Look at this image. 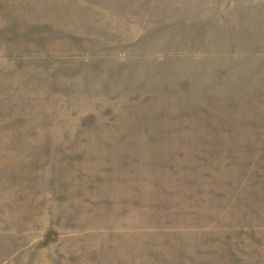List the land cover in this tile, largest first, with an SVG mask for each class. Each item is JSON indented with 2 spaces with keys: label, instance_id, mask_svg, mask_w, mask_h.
<instances>
[{
  "label": "rangeland",
  "instance_id": "374dc122",
  "mask_svg": "<svg viewBox=\"0 0 264 264\" xmlns=\"http://www.w3.org/2000/svg\"><path fill=\"white\" fill-rule=\"evenodd\" d=\"M0 264H264V0H0Z\"/></svg>",
  "mask_w": 264,
  "mask_h": 264
}]
</instances>
